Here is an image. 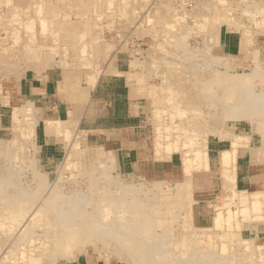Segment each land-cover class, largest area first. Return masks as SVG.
Listing matches in <instances>:
<instances>
[{
  "label": "rangeland",
  "instance_id": "1",
  "mask_svg": "<svg viewBox=\"0 0 264 264\" xmlns=\"http://www.w3.org/2000/svg\"><path fill=\"white\" fill-rule=\"evenodd\" d=\"M42 21L47 28L42 27ZM40 45L42 59L38 57ZM35 48L39 50L35 52ZM0 57V216L14 215L2 219L0 264H35L27 261L30 256H40V264H135L124 251L121 256L125 260L110 252L106 246L115 247V240L103 243L94 235L89 237L92 242L83 240L73 248L58 241L67 237V214L98 220L103 233L122 229L117 222L124 219H104L100 209L109 204L120 207V203L141 212L152 224L148 237L122 233L120 250L130 248L129 239H133L134 244L141 240L149 253L167 257L164 260L168 262L161 259L162 264H262L264 209L251 213L254 220H242L240 214L235 215L240 206L231 196L230 183L225 187L222 170L200 167L186 172L184 158L187 152L194 156L199 147L208 153L211 142L227 141L236 134L250 137L247 146L233 145L236 156L251 150L260 154L259 164L264 165V129L260 132L258 120H253L254 125L228 124L219 120L221 114L217 115L215 108L220 99L231 94L230 104L238 98L242 103L250 92L246 89L264 97V0H0ZM50 65L64 76L62 94L68 96L72 107L70 119L82 131L95 132L88 138L87 133L76 138L68 134L66 155L53 174L41 169L37 157L38 110L20 94L26 77ZM240 75L250 77L245 89L224 79ZM67 83L78 89L70 97L65 92ZM100 86L116 93L129 90L130 96L138 94L149 103L144 161L133 175L116 171L101 142L104 105L101 97L90 92ZM22 109L28 117L20 114ZM263 117L264 113L262 121ZM158 143L165 147L177 143L163 162L156 155ZM174 153L181 162L173 176L166 160ZM207 183L210 185L205 187ZM126 187L131 190L125 196ZM235 189L246 195L252 192ZM36 208L41 213L35 212ZM229 209L235 216L225 220L223 227H216L219 210L227 215ZM33 212L40 213L39 217H30ZM202 213L208 219H199ZM142 223L135 221L134 230L140 233ZM179 242L189 244L192 251L178 256ZM223 244L229 250L224 251ZM248 244L260 247V251L253 248V259L238 255L229 259L237 252L250 256L251 251L245 250Z\"/></svg>",
  "mask_w": 264,
  "mask_h": 264
},
{
  "label": "crops",
  "instance_id": "2",
  "mask_svg": "<svg viewBox=\"0 0 264 264\" xmlns=\"http://www.w3.org/2000/svg\"><path fill=\"white\" fill-rule=\"evenodd\" d=\"M230 47H225L224 50ZM64 80L62 71L50 65L39 74L34 72L26 77L20 87L23 101L32 104L40 116V123L36 128L35 144L40 167L48 174H53L59 161L65 157L68 134H75V138L79 133H87V138L95 135V132L91 134L89 129H86V132L82 131L78 124L70 119L72 107L67 102L68 96L62 94ZM67 84L69 87L65 92L69 93L70 97V93L78 89H73L72 83ZM90 92L95 98L96 96L101 97L100 102L102 106L104 105L102 114H105L106 118L102 120V137L100 138L102 144L108 149L116 171L125 176L133 175L137 169L141 168L144 161L142 155L148 139L146 119L149 114V103L137 96H130L129 90L116 93L105 86H100V88H92ZM105 94L109 96L106 97ZM115 99L121 100L123 104L120 106V102ZM229 147L227 141L219 139L209 144L207 155L210 170L222 169L221 155L231 150ZM177 160L181 162V158L177 159V153L172 154L171 158L166 160V163L172 166L171 175L173 176L176 173V166L180 163ZM235 165L236 188L252 192L264 191V165L256 161L251 150L243 154L237 153ZM209 185L207 183L205 187ZM208 217L206 213L200 214V217L198 215L201 220L208 219Z\"/></svg>",
  "mask_w": 264,
  "mask_h": 264
},
{
  "label": "bare ground",
  "instance_id": "3",
  "mask_svg": "<svg viewBox=\"0 0 264 264\" xmlns=\"http://www.w3.org/2000/svg\"><path fill=\"white\" fill-rule=\"evenodd\" d=\"M228 1V0H227ZM249 1V0H248ZM251 2V1H250ZM223 4H225V3H223ZM232 6V5H231ZM224 7V6H223ZM222 7V8H223ZM233 7V6H232ZM228 8V7H227ZM230 8V7H229ZM16 10V9H15ZM18 11V10H17ZM230 11H231V8H230ZM245 12V11H244ZM231 13V12H230ZM246 13V12H245ZM252 13V12H251ZM220 14H221V12H220ZM223 14V13H222ZM234 14V13H233ZM232 14V15H233ZM23 15V14H22ZM219 15V14H218ZM29 16V15H28ZM263 16V15H262ZM238 17V16H237ZM209 18V17H208ZM218 18H219V16H218ZM228 19V18H227ZM233 19V18H232ZM4 20V19H3ZM11 20V19H10ZM207 20V19H206ZM8 21V20H7ZM45 21V20H44ZM229 21H232V20H229ZM205 22V21H204ZM208 22V21H207ZM211 22V21H210ZM46 22H43L42 21V27L45 29V28H47L46 27V24H45ZM217 23V22H216ZM227 23V22H226ZM14 26V25H13ZM24 27V26H23ZM214 27V26H213ZM221 27V26H220ZM237 27V26H236ZM8 28V27H7ZM15 28V27H14ZM221 28H223V27H221ZM20 29V28H19ZM225 29V28H224ZM203 30V29H202ZM12 31V30H11ZM51 33H53V32H51ZM218 36V35H217ZM21 37V36H20ZM25 37V36H24ZM216 41V40H215ZM221 41V40H220ZM19 42V41H18ZM7 43V42H6ZM81 43V42H80ZM8 44V43H7ZM76 44H78V43H76ZM18 45V44H17ZM216 45V44H215ZM14 46V45H13ZM23 46V45H22ZM35 46V45H34ZM26 47V46H25ZM53 47V46H52ZM80 47V46H79ZM13 48H15V47H13ZM40 48H42V46L40 45V47H39V49ZM209 48V47H208ZM22 49H23V47H22ZM39 49H37L36 50V48H35V52H37ZM206 49V48H205ZM255 49V48H254ZM16 50V49H15ZM80 50H82V49H80ZM42 50L40 49L38 52V57H39V59L41 58H43V51L41 52ZM209 51V50H208ZM81 52H83V51H81ZM206 52V51H205ZM255 52V51H254ZM30 54V53H29ZM86 54V53H85ZM207 54V53H206ZM254 54V53H253ZM6 55V54H5ZM4 55V56H5ZM28 55V54H27ZM23 56V55H22ZM7 57V56H6ZM30 57V56H29ZM45 57V56H44ZM132 57V56H131ZM1 58V57H0ZM14 58V57H13ZM200 58H202V57H200ZM5 59V58H4ZM7 59V58H6ZM72 59V58H71ZM208 59V58H207ZM223 59V58H222ZM2 60V59H1ZM15 60V59H14ZM28 60V59H27ZM178 60V59H177ZM216 60V59H215ZM34 61V60H33ZM254 61H256V64H257V60H254ZM13 62V61H12ZM191 62V61H190ZM200 62V61H199ZM211 62V61H210ZM182 63V62H181ZM25 64V63H24ZM32 64V63H31ZM256 64H255V66H256ZM4 65H6V64H3V66ZM11 65V64H10ZM212 65V64H211ZM198 66V65H197ZM217 66H218V64H217ZM227 66V65H226ZM205 67V66H204ZM212 67H213V65H212ZM11 68V67H10ZM226 68V67H225ZM256 68H258V67H256ZM227 69V68H226ZM225 69V70H226ZM229 69V68H228ZM256 70V69H255ZM261 70H262V68H261ZM228 71V70H227ZM257 71V70H256ZM15 72H17V71H15ZM191 72V71H190ZM204 72V71H203ZM224 72V71H223ZM254 73V72H253ZM215 73H214V71H213V75H214ZM3 75V74H2ZM217 75V74H216ZM220 75V74H219ZM258 75V74H257ZM262 75V74H261ZM10 76V75H9ZM124 76V75H123ZM230 76H232V75H230ZM230 76H227L226 78H224L226 81H227V83L228 84H232L234 87H236V88H243V89H245L246 87H248L250 84H249V79H250V77H242V75H240L239 77H230ZM255 77H257V76H255ZM254 77V78H255ZM215 78V77H214ZM221 78V77H220ZM253 78V77H252ZM259 78V77H258ZM4 79V78H3ZM205 80H207V79H205ZM217 80V79H216ZM252 80V79H251ZM257 80V79H256ZM202 81V80H201ZM204 81V80H203ZM214 82H215V80H214ZM264 82V81H263ZM206 83V82H205ZM208 83V82H207ZM213 83V82H212ZM251 83V82H250ZM211 84V83H210ZM210 86V85H209ZM209 86H207V87H209ZM222 87H225V86H222ZM227 88H228V86H227ZM176 89V88H175ZM211 89V88H210ZM214 89H217V88H214ZM226 90H229V88L228 89H226ZM247 90H250V92H248ZM214 91H216V90H214ZM247 91V93H246V95H245V100L241 103L240 101H239V98L238 99H235L233 102L234 103H229L230 102V100H232L234 97H233V95L231 96V95H227L226 96V100L223 98V99H220V103L218 104V106L216 105L215 106V108H217V110H216V113H217V115L218 114H221V116H220V118H219V120H222V121H224L225 123H228V124H232V123H234V122H248L250 125H254L255 124V122L253 121V120H258V122H259V125L261 126V128H260V132H262V130L264 129V121H262V116H263V111H262V107L264 106V102H263V98L264 97H259L256 93H254V90L252 89H246L245 90V92ZM165 92V91H164ZM225 92V91H224ZM228 94V93H227ZM133 95V94H132ZM138 95V94H137ZM136 95V96H137ZM167 96V95H166ZM165 96V97H166ZM238 96V95H237ZM248 96L250 97V98H248ZM134 97V96H133ZM138 97H139V95H138ZM205 97V96H204ZM239 97V96H238ZM229 98V99H228ZM163 102V101H162ZM183 104V103H182ZM183 107V106H182ZM186 107V106H185ZM202 107V106H201ZM211 108V107H210ZM25 109V108H24ZM212 109V108H211ZM226 109H227V111H226ZM182 110V109H181ZM15 114H18V112L17 113H15ZM20 114H22L23 115V117H28V116H24V113H23V109H22V112H20ZM13 117H15V116H13ZM264 118V117H263ZM17 119V118H16ZM24 119V118H23ZM22 118H21V120H23ZM161 121V123H162V120H160ZM261 123V124H260ZM221 126V125H220ZM259 126V127H260ZM156 127V126H155ZM158 127V126H157ZM165 127V126H164ZM219 127V126H218ZM263 127V128H262ZM28 128V127H27ZM220 128V127H219ZM165 129V128H164ZM155 132V131H154ZM165 131H163V133H164ZM30 133V132H29ZM166 133V132H165ZM164 133V134H165ZM262 134H263V138H264V132H262ZM164 136V135H163ZM166 136V135H165ZM223 137V136H222ZM230 139L229 140H227V142H229V148H231V150H227V151H225V152H223L222 153V155H221V167H222V172H223V175H222V173H221V175H222V177H223V181H224V185H225V187L227 188V185L229 186V184H228V182L230 183V189H231V196L233 197V199H235V201H236V203L240 206V209L238 210V211H236V213H235V215H238V214H240V216H241V218H242V220H254V218H252L251 217V213H257V214H259V212L260 211H262L263 209H264V191H255V192H251L249 195H246V194H242V192L240 193L239 191H237L236 189H235V181H234V179H233V176H234V174H233V168H234V166H233V164H234V158H235V156H236V150L234 149V148H232L233 147V145H236L237 143H241V145H245V146H247L248 144H249V142L248 141H250V137L249 136H242V135H236V134H233V135H231V137H229ZM172 139V138H171ZM173 140V139H172ZM173 142H174V140H173ZM29 145V144H28ZM163 144L162 143H158L157 144V146H156V155H157V158L159 159V160H163L164 161V158H166V155H168V156H170V154H171V152H173L174 150H175V148L177 147V143H171V144H167V147H165V146H162ZM243 145V146H244ZM198 146H199V144H198ZM258 153V152H257ZM187 155H185V158H184V166H185V171L186 172H190V171H192L193 169L195 170V169H199L200 167H208V165H207V153L205 152V151H202L201 149H200V147L199 148H196L195 149V153H194V156H188V152L186 153ZM253 154H254V156H255V159H256V161L257 162H259V155L260 154H258V155H256L254 152H253ZM96 156H97V154H96ZM90 157L92 158V157H94V155H90ZM261 158V157H260ZM133 160V159H132ZM3 161V160H2ZM156 161V160H155ZM160 161V162H161ZM162 161V162H163ZM177 161H179V160H177ZM1 162V161H0ZM159 162V161H158ZM159 162V163H160ZM180 162V161H179ZM7 164V163H6ZM61 170H62V167H61ZM106 171V170H105ZM5 172V171H4ZM11 173V172H10ZM14 175V174H13ZM231 175H233L232 177H231ZM94 176V175H93ZM235 178V177H234ZM223 181H222V183H223ZM111 182V181H110ZM158 183V182H157ZM3 186V185H2ZM43 186V185H42ZM46 187V186H45ZM103 187L105 188V185H103ZM224 187V188H225ZM9 189V188H8ZM106 189V188H105ZM130 187H126L125 188V196L126 195H128V194H130ZM8 191V190H7ZM59 192V191H58ZM166 198V197H165ZM237 198V199H236ZM68 200V199H67ZM111 200H113V199H111ZM70 204V203H69ZM112 205L113 204H109V205H105L104 207H102V208H100V209H103L102 211V215H103V218L104 219H109V218H114L115 220H116V222L118 221V220H120V219H124L123 220V222L122 223H119V222H117V226L119 225L120 227L122 226V229H120V230H116V232L115 231H112V233L111 232H109V231H106L105 230V233L106 234H108V235H106L105 233H103L104 232V229L103 230H100V228H102L98 223H97V221L98 220H94V219H89V218H87V217H84V218H82L83 216H82V213L80 214L82 217L80 218H78V217H73V215H69V214H67V216H68V221H70L68 224L69 225H66L67 227V230L65 231L66 232V235H67V237L66 236H64L63 238H60V240H58V241H60L61 243H63V244H67V245H69V246H71L72 248H73V246L76 244V243H80V241H88V242H92L93 240H92V238H90L89 239V237H93L94 235L96 236V237H98L99 239L98 240H100V241H102L103 243H105V242H109L110 240L111 241H113V240H115L114 241V243H115V247H110V245H108V246H106V247H109V250H110V252H114L117 256H118V259L119 260H123L124 258L121 256V253H127V257L129 258V260L130 261H135L136 263L135 264H162V260L161 259H163L164 260V257L165 256H163V254H161V253H155V254H153V253H149V250L148 249H146L145 248V245H143V244H141L139 241H141V240H139L138 238V240L139 241H137L138 242V244H134L132 241H133V239H129L131 242H129V244L128 245H131L130 246V248L128 247V248H125L124 247V249H122V250H120L119 249V245L121 244H123L122 243V239H121V234L122 233H126L127 235H130V237L132 236V237H134V238H136V237H138L140 234H141V236H149V232H150V226H152V224H151V222L149 221V218L148 217H145V215H143V214H140V213H135L134 212V208H133V210H132V207L131 206H123L121 203L120 204H118V205H120V207L119 206H114V207H112ZM56 207V206H55ZM193 207V206H192ZM9 210L10 209V207H8V208H6L5 210ZM99 209V210H100ZM114 209H116L117 211H114ZM61 210V209H60ZM75 210V209H74ZM230 210V213L229 214H227V215H224L223 213H221V210H219V212L217 213V215H216V218H215V221H214V223H215V226L216 227H223V224H224V222H225V220H231L232 218H233V216H235L234 215V211L233 210H231V209H229ZM40 212L41 211V209L40 208H36L35 209V212ZM41 213V212H40ZM40 213H34L33 212V214H31L30 215V217H35V216H38L39 217V215H40ZM126 213L128 214V216L126 217V218H122V216L120 215V214H124V216H126ZM4 215L5 216H3V215H1L0 216V220L2 221V223L0 222V226H2L3 224H4V222H3V218L4 219H8L9 220V218H12V217H14V215H12L11 213L8 215L7 213L5 214L4 213ZM75 219H73L72 217ZM79 216V215H78ZM141 216V217H140ZM254 216V215H253ZM62 217H63V215H62ZM140 217V218H139ZM37 218V217H36ZM257 218H261L260 216L259 217H257ZM66 219V218H65ZM103 219L102 218H100V221H102ZM264 220V219H263ZM107 221V220H106ZM135 221H139V222H146L145 224H140L139 226H141L142 228H140V233L136 230V228H135V230H134V225H132ZM149 221V222H148ZM244 221V222H245ZM121 222V221H120ZM243 222V221H242ZM247 222V221H246ZM10 224V223H9ZM110 224H112V222L111 221H109L108 220V222H107V227L108 228H111V226L112 225H110ZM13 225H16V224H13ZM131 225H132V228H133V231L135 232V233H133V231H132V228H130L131 227ZM116 226V227H117ZM106 227V228H107ZM144 228H146V229H144ZM129 230H131V231H129ZM102 234V235H101ZM103 234H105V235H103ZM111 234H113V238L114 239H111V238H108V237H111ZM99 235L100 236H103V237H99ZM56 242V241H55ZM245 242H248L247 240H245ZM145 243V242H144ZM41 244H44V241L41 243ZM247 244V243H246ZM73 245V246H72ZM148 245V244H147ZM224 246H223V250L224 251H226V250H229V249H227L226 247V244H223ZM112 246V245H111ZM176 247H177V250L179 251V252H177V255L178 256H180V255H186L185 254V252H191L192 250L189 248L190 247V245L189 244H186L185 242H179V243H177V245H176ZM246 247V251H248V249H249V251H251V252H249L251 255L250 256H242V255H239L240 253L239 252H237L236 253V255H233V254H230V255H232V257L231 256H229V259H231V260H233V259H235V258H237V255L240 257H242V259H245V260H247V258H249V259H253V254L255 255V253H253V251H254V249L255 250H259L260 249V247H258V248H255V247H252V246H250L249 244L248 245H246L245 246ZM39 248H42V246L41 247H36V249H39ZM254 248V249H253ZM262 248V247H261ZM124 251V252H123ZM260 251V250H259ZM163 252V251H162ZM164 254H165V252H164ZM168 255V254H167ZM22 256H23V258H25L26 259V256L24 255V253L22 254ZM114 256V255H113ZM173 256H175V255H173ZM39 258H40V256H30L29 258H27V261H29V262H32V263H35V264H40V262H39ZM130 258H134V259H130ZM166 258V260H168L167 259V257H165ZM169 258H170V256H169ZM127 259V258H126ZM174 259V258H173ZM260 259H263V261L261 262L260 260H259V262L260 263H262V264H264V254L262 253V254H260ZM125 260V259H124ZM170 260H172V257H171V259ZM169 260V261H170ZM148 261V262H147ZM186 261V260H185ZM184 261V262H185ZM121 262V261H120ZM122 262H126V261H122ZM164 262L165 263H167L168 261H165L164 260ZM173 263H171V264H174L175 262L174 261H172ZM187 263H188V261H186ZM186 263V264H187ZM191 263H192V261H191ZM195 263H197L198 264V262H195ZM13 264H15V263H13ZM132 264V263H131ZM168 264H170V263H168ZM175 264H177V263H175ZM184 264V263H183ZM188 264H190V263H188ZM193 264V263H192Z\"/></svg>",
  "mask_w": 264,
  "mask_h": 264
}]
</instances>
